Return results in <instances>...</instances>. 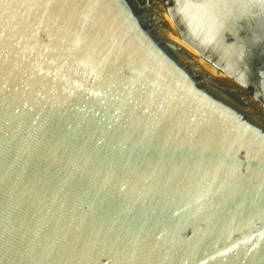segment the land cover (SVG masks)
<instances>
[{"label": "water", "instance_id": "water-1", "mask_svg": "<svg viewBox=\"0 0 264 264\" xmlns=\"http://www.w3.org/2000/svg\"><path fill=\"white\" fill-rule=\"evenodd\" d=\"M0 264H264V0H0Z\"/></svg>", "mask_w": 264, "mask_h": 264}, {"label": "bare ground", "instance_id": "bare-ground-1", "mask_svg": "<svg viewBox=\"0 0 264 264\" xmlns=\"http://www.w3.org/2000/svg\"><path fill=\"white\" fill-rule=\"evenodd\" d=\"M170 33V35L172 36V38L174 37V35L178 38V36L174 33V32H169ZM175 39V38H174ZM178 40H179V38H178ZM172 42H174V43H177V44H179V43H181L180 42V40L179 41H177V39L174 41V40H171ZM182 44V43H181ZM194 57V59H196L197 60V62L200 64V66H202L203 68H205L206 70H208L209 72H211L212 74H215V75H219V76H221L219 73H218V71H216L213 67H211L209 64H207L204 60H202V59H200V58H198V57H196L195 55H193Z\"/></svg>", "mask_w": 264, "mask_h": 264}, {"label": "rangeland", "instance_id": "rangeland-1", "mask_svg": "<svg viewBox=\"0 0 264 264\" xmlns=\"http://www.w3.org/2000/svg\"><path fill=\"white\" fill-rule=\"evenodd\" d=\"M174 38H175V39H174ZM176 39H177V41H179V40H178V38H177V37L174 35V37H173V39H172V40H174V41H175Z\"/></svg>", "mask_w": 264, "mask_h": 264}]
</instances>
